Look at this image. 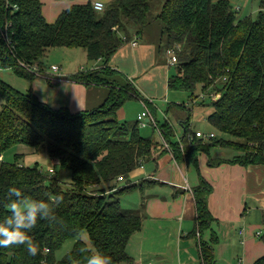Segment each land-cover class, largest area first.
I'll list each match as a JSON object with an SVG mask.
<instances>
[{"label": "trees", "instance_id": "1", "mask_svg": "<svg viewBox=\"0 0 264 264\" xmlns=\"http://www.w3.org/2000/svg\"><path fill=\"white\" fill-rule=\"evenodd\" d=\"M66 1L76 3L50 24L42 15L40 0H0V28L7 26L10 43L0 38L1 68L32 83L36 76L21 69L18 61L38 63L53 48L82 49L87 60L100 61L101 68L76 72L68 81L108 90L97 107L73 113L52 109L31 90L20 93L0 79V156L16 145L35 152L44 149L71 178L70 187L64 188L57 176L49 178L37 165H19L20 154L14 156V163L0 161V219L10 213L9 205L16 199L9 196L11 187L29 198H63L55 209V221H38L30 233L40 245L38 255H28L23 245L0 248V264H86V257L97 252L110 257L112 264H132L126 248L141 230L144 215L142 210L124 211L118 198L134 190L143 192L157 182H127L118 188L117 179L127 180L144 163L167 152L196 170L198 153L208 154L211 147L237 152L228 160L209 158L211 167L264 166V0H259L254 19H237L227 0L163 1L154 20L160 25L166 53L172 50L176 57V74L168 77L167 89L192 96L200 86L212 98L208 123L231 137L196 138L190 130V108L185 103L170 104L166 114L176 116L183 136L172 142L174 133L165 121L158 130L168 148L161 139L142 137L138 123L131 127L117 119L118 110L141 95L134 80L109 66L117 51L132 36L140 39L141 30L150 24V0H112L102 12L94 10L91 0ZM130 27L135 28L132 36ZM146 106L152 110L147 101ZM211 192V185L199 174L198 186L192 189L195 228L189 235L199 239L201 264L214 263L213 246L218 242L213 232L208 242L202 240L215 222L207 207ZM83 233L91 247L82 241ZM71 239L72 249L56 260L55 252ZM253 264H264V255Z\"/></svg>", "mask_w": 264, "mask_h": 264}, {"label": "crops", "instance_id": "2", "mask_svg": "<svg viewBox=\"0 0 264 264\" xmlns=\"http://www.w3.org/2000/svg\"><path fill=\"white\" fill-rule=\"evenodd\" d=\"M40 1L42 3L43 0ZM54 1L49 9H45L42 3V15L50 24L63 10L76 3ZM111 1L99 0L104 6ZM140 41L142 40L138 37L132 36L131 42L119 49L109 64L110 68L121 72L129 80L145 74L140 73L149 64L152 69H156L155 65L153 66L155 44H141ZM146 62L149 63L143 65ZM94 67H101L100 61L94 63ZM162 69L163 67L158 66L151 76L159 74ZM0 73H8L9 77L15 76L10 69H3L1 66ZM74 73L76 72L63 75L68 78ZM165 78L167 82V76ZM0 79L8 81L1 75ZM32 84L35 85V96L56 109L72 106L73 111H80L86 108L87 93L81 84L70 82L68 79L62 83H54L46 78L41 82L34 80ZM64 89L67 95L70 94V103L61 107L51 105L49 102L52 98ZM101 94L100 91L98 98L94 99L95 102L102 100ZM74 96L82 102L76 100L74 104ZM124 118L125 111L119 109L117 119L120 121ZM215 154L210 151L208 154L199 152L196 170L184 160H175L172 154L167 152L155 161L144 163L131 173L129 177L135 178L131 183L136 184L141 180L157 182L139 192L140 206L143 207L139 209L142 210L144 219L141 230L135 233L127 244L126 251L133 259L132 264H201L199 239L189 235L195 228L196 214L192 189L198 186L199 174L212 187V192L207 198V207L215 222L211 230L203 234L202 240L208 242L211 232L218 238L217 244L213 246V264H234L233 256H237L238 264H253L264 255V166L221 164L211 167L208 164L209 158H232L219 157L221 153ZM2 159L1 155L0 161ZM127 180L122 179L117 184L130 182ZM258 232L260 237H257ZM236 239L240 240L241 246L233 254ZM228 251L231 256L226 255Z\"/></svg>", "mask_w": 264, "mask_h": 264}, {"label": "rangeland", "instance_id": "3", "mask_svg": "<svg viewBox=\"0 0 264 264\" xmlns=\"http://www.w3.org/2000/svg\"><path fill=\"white\" fill-rule=\"evenodd\" d=\"M61 1V0H58ZM66 1V0H63ZM164 0H150L151 11L149 12V21L150 24L141 30L140 34V41L141 44H152L155 48V57L153 66L154 68L158 69V66L163 67L159 74L155 75L154 77L151 74H154V70L152 67L147 66V68L142 71L137 77L134 78V85L136 89L139 91L141 95V99H134L127 101L123 106L122 110L125 111V118L120 120L121 122H126L129 126H133L137 124V116L139 114L142 115V119L144 122V126L137 124L139 128V133L142 137H149L153 141H160V132L158 127L163 125L165 121H168L169 125L171 126L174 136L171 138L172 142H177L179 138L183 136V129L181 128L180 124L178 123L176 116L169 112L166 114V110L170 104H181L185 103L187 107L191 110L190 115V130L192 132L199 131L202 134H209L213 133L217 138H222L225 140L231 139L230 136L221 134L217 132L207 121V117L212 113L213 107L211 105L212 98L207 96L208 94L203 93L198 86L192 96H190L189 92L181 91V90H168L166 85V78L176 74V69L174 64H170L171 56L166 53V48L164 45L163 40L160 38L161 30L160 25L157 21L154 20L155 16L159 12ZM211 3H215L218 0H210ZM232 9H234L236 13L237 19H242L245 17H250L254 19L257 15L259 10V0H227ZM55 2L54 0H43V6L45 9H49L51 3ZM107 5V4H106ZM135 33V28H129V34L132 36ZM143 39H145L143 41ZM129 44V43H128ZM159 49V52H158ZM94 63L92 61H88L86 58V54L82 49H68V48H53L47 52V55L41 59L40 62L37 64L40 66V69L43 73H50V68L52 66H56L60 68L61 74L66 75L73 72H88L92 70H96L98 68L94 67ZM149 62L144 63L143 65H147ZM101 68V67H99ZM36 77L35 81L44 80L46 77L45 75L41 74ZM167 72V73H166ZM1 76L8 79L7 85L11 87L13 90H16L20 93H27L29 90L31 92H35V85L28 82L25 79L19 78L17 76L9 77L8 73H0ZM12 79V80H10ZM63 79H67V77H63ZM4 81V82H5ZM58 87V86H55ZM64 87V86H63ZM65 88V87H64ZM85 92L87 93V103L86 108L84 110H90L93 107H97L99 103L102 102H95L94 99L98 98V94L101 91V97L104 99L107 95V88L104 87H82ZM52 97V95H50ZM70 96L66 94V90L61 91L59 95L54 96L52 100L49 102L51 105H56L58 107L68 105L70 103ZM203 97V98H202ZM78 100L80 102L81 99L74 96V104L75 101ZM42 102V100L40 99ZM147 103L150 104L152 110L146 106ZM43 103H45L43 101ZM97 103V104H96ZM47 104V103H45ZM50 108L56 109L53 106L47 104ZM67 108V107H64ZM71 112H80V111H73L72 106L67 108ZM149 110V111H148ZM150 112V115H149ZM150 118L148 122L145 120ZM213 155L215 153H221L218 155L219 157H226L231 158L232 156L236 155L237 152L235 151H226L220 149L218 147H211L209 150ZM20 154L21 157L17 161L19 165L23 166H34L37 165L38 169L45 174L46 176L50 177H58L60 185L64 188H69L71 184L70 173L67 170H62L56 160H53L48 157L46 151L40 150L35 152L28 148L25 145H16L13 148L9 149L5 153L2 154L3 162L4 163H14L15 162V155ZM193 170L194 168L191 167ZM49 170H53V173H50ZM134 177H128V180L132 182L134 181ZM127 180V181H128ZM126 185V182H119L117 184L118 188H121ZM119 199V203L121 208L124 211H129L133 213H140V200H139V191L134 190L122 195ZM82 241H84L88 247H91L89 243L88 237L86 233L81 235ZM74 240H67L60 249L55 252V259L61 260L65 257V255L72 249L74 245ZM240 240L236 239L234 242V252H237L240 248ZM227 256H231L230 252H226ZM238 255V254H237ZM234 257V264H238L237 256ZM225 263V262H224ZM223 264V263H221ZM227 264V263H225Z\"/></svg>", "mask_w": 264, "mask_h": 264}, {"label": "clouds", "instance_id": "4", "mask_svg": "<svg viewBox=\"0 0 264 264\" xmlns=\"http://www.w3.org/2000/svg\"><path fill=\"white\" fill-rule=\"evenodd\" d=\"M94 10L102 12L104 4L97 0ZM9 196L16 199L10 203V213L0 219V248L23 245L28 255L35 257L40 251V245L34 241L30 233L37 226L38 221H55V209L62 203V196L55 198L35 199L25 197L15 187L8 189ZM86 264H112L110 257L97 252L86 257Z\"/></svg>", "mask_w": 264, "mask_h": 264}, {"label": "built area", "instance_id": "5", "mask_svg": "<svg viewBox=\"0 0 264 264\" xmlns=\"http://www.w3.org/2000/svg\"><path fill=\"white\" fill-rule=\"evenodd\" d=\"M94 3L96 2H93L92 5H93V8H94ZM105 7V6H104ZM97 12V11H96ZM7 26H5L4 29L0 28V38L7 44L9 45V38H8V34H7ZM134 45V44H133ZM11 49V47H10ZM167 54L171 56L170 58V64H175L176 63V57H175V54H174V51L172 50H169L167 51ZM18 66L23 69L24 71L30 73V74H33L35 75L36 77L40 75V72L41 69H40V66L37 64V63H32V64H28V63H24L22 61H18ZM43 75H45L46 79L48 81H51V82H54V83H62V82H65V79H63L64 75L61 74V71H60V68L56 67V66H52L50 68V73H41ZM203 98V97H202ZM217 97H215L216 99ZM149 111V110H148ZM149 115H150V112H149ZM148 121L150 118H147ZM137 122L138 124L144 126V122H143V119H142V115L139 114L137 116ZM195 137L198 138V139H202V140H209V139H212L215 137V135L213 133H209V134H202L201 132L199 131H196L195 132ZM160 138H161V142L163 143L164 147L165 148H168V145L167 143L164 141V139L162 138L161 134H160ZM191 140V138H190ZM181 149L183 148L182 145L180 146ZM50 173H53V170H49ZM122 179L121 178H118L117 181H121ZM257 237H260V233L258 232L257 233ZM147 264H152V263H147Z\"/></svg>", "mask_w": 264, "mask_h": 264}, {"label": "water", "instance_id": "6", "mask_svg": "<svg viewBox=\"0 0 264 264\" xmlns=\"http://www.w3.org/2000/svg\"><path fill=\"white\" fill-rule=\"evenodd\" d=\"M145 121L148 122V119H146Z\"/></svg>", "mask_w": 264, "mask_h": 264}]
</instances>
